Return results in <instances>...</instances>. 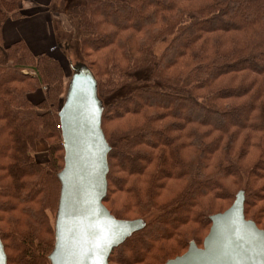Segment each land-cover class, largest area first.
<instances>
[{
	"label": "trees",
	"instance_id": "16d2710c",
	"mask_svg": "<svg viewBox=\"0 0 264 264\" xmlns=\"http://www.w3.org/2000/svg\"><path fill=\"white\" fill-rule=\"evenodd\" d=\"M24 1L0 0V240L7 264H52L65 70L24 40L5 43V23L28 16ZM69 15L98 96L145 70L157 84L103 106L104 205L145 223L109 264H167L200 247V233L240 192L246 218L264 231V0H88ZM40 141L47 163L37 159ZM173 239L180 255L170 256Z\"/></svg>",
	"mask_w": 264,
	"mask_h": 264
},
{
	"label": "water",
	"instance_id": "95a60500",
	"mask_svg": "<svg viewBox=\"0 0 264 264\" xmlns=\"http://www.w3.org/2000/svg\"><path fill=\"white\" fill-rule=\"evenodd\" d=\"M97 98L94 77L78 75L59 113L65 167L52 264H109L113 250L145 227L142 220L116 219L104 205L111 148ZM211 220L203 246L192 243L167 264H264V231L246 218L243 192ZM0 264H7L1 240Z\"/></svg>",
	"mask_w": 264,
	"mask_h": 264
},
{
	"label": "rangeland",
	"instance_id": "374dc122",
	"mask_svg": "<svg viewBox=\"0 0 264 264\" xmlns=\"http://www.w3.org/2000/svg\"><path fill=\"white\" fill-rule=\"evenodd\" d=\"M88 0H57L56 3L53 5V23L51 24L52 30L51 35L53 38V35L56 37L53 38V48L50 50V54H53L55 57H57L60 61L62 66L65 70V94L63 96V99L65 101L66 95L70 92L73 79L78 76H85V77H92V73L89 69V67L86 65L82 54H81V44H80V37L81 32L78 29V20L77 18L72 17L69 15L70 10L79 3H85ZM60 12L63 13V20L61 21L59 17H57L56 13ZM47 32H49L47 30ZM68 45V48H67ZM56 47V48H55ZM162 48L158 49L157 54L159 55ZM150 71L145 70L142 73L138 75V79L135 83H131L113 94L109 96H98V103L100 107L107 106L109 104L116 103L126 95L132 93L133 91L137 90L140 87L144 86H157L156 83H152L148 79ZM46 89H40L36 91L35 93H32L30 95V99L33 103L37 104L44 98V93ZM36 99V100H35ZM59 130V129H58ZM48 150L49 145L45 141H40L38 143V153H37V159L41 163H47L48 162ZM53 216V215H52ZM55 222V219H54ZM201 235V241H200V247L202 246L205 235L207 233ZM188 248V247H187ZM179 250V248L176 245V242L173 240L170 241V256H173V252ZM187 250V249H186ZM185 250V251H186ZM184 251V250H183ZM183 251L176 252L179 255L183 253ZM171 258V257H170Z\"/></svg>",
	"mask_w": 264,
	"mask_h": 264
},
{
	"label": "crops",
	"instance_id": "0c3cea01",
	"mask_svg": "<svg viewBox=\"0 0 264 264\" xmlns=\"http://www.w3.org/2000/svg\"><path fill=\"white\" fill-rule=\"evenodd\" d=\"M56 1L25 0L22 10L28 16L20 20H8L5 23L3 28L5 43L10 44L24 40L35 55L50 52L54 46L53 38L55 36L53 35L52 38L51 24L53 23V5ZM56 15L61 21L63 20V13L57 12Z\"/></svg>",
	"mask_w": 264,
	"mask_h": 264
},
{
	"label": "built area",
	"instance_id": "2783aa9c",
	"mask_svg": "<svg viewBox=\"0 0 264 264\" xmlns=\"http://www.w3.org/2000/svg\"><path fill=\"white\" fill-rule=\"evenodd\" d=\"M57 128H58L59 130H61V126H58Z\"/></svg>",
	"mask_w": 264,
	"mask_h": 264
}]
</instances>
